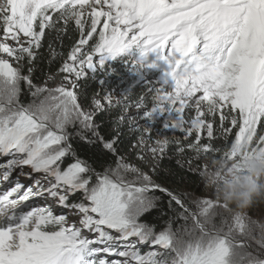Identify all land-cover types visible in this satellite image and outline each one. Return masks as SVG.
<instances>
[{
    "label": "snow or ice",
    "instance_id": "snow-or-ice-1",
    "mask_svg": "<svg viewBox=\"0 0 264 264\" xmlns=\"http://www.w3.org/2000/svg\"><path fill=\"white\" fill-rule=\"evenodd\" d=\"M116 61L161 76L89 95ZM245 146L264 154V0H0V264H264V213L158 171L208 188Z\"/></svg>",
    "mask_w": 264,
    "mask_h": 264
},
{
    "label": "trees",
    "instance_id": "trees-1",
    "mask_svg": "<svg viewBox=\"0 0 264 264\" xmlns=\"http://www.w3.org/2000/svg\"><path fill=\"white\" fill-rule=\"evenodd\" d=\"M70 44L71 38H67L65 40V45L68 46ZM100 81H103V83H99ZM145 84L146 83L141 79L139 74L131 72L126 65L116 61L107 70H101L97 73V79L94 82L89 81L85 87L88 89L89 95L93 92L100 91L101 88L108 92H119L120 94L127 92L135 95L144 89ZM131 135V133H125L126 138ZM255 154H253L249 148L245 146L241 149V152L237 153V159L228 160L223 157L209 158L206 161L208 170L204 177L205 182L208 184H211L213 181L219 182L223 179L225 171L233 167V163L235 162L241 163V171H236L238 174H240V172H246L244 165L251 160ZM158 171L163 177H167L166 182L170 187L188 188L193 192L200 190L201 193L204 189H206H201L200 177L193 174L195 171V162H193V171L189 172L187 164H184L183 167L177 164V157H166L159 162ZM234 184L239 185L237 182ZM263 211L264 201L257 200L251 206L249 214L252 218H257ZM149 218L151 219L152 217ZM143 250L147 251L148 249L145 247Z\"/></svg>",
    "mask_w": 264,
    "mask_h": 264
},
{
    "label": "clouds",
    "instance_id": "clouds-1",
    "mask_svg": "<svg viewBox=\"0 0 264 264\" xmlns=\"http://www.w3.org/2000/svg\"><path fill=\"white\" fill-rule=\"evenodd\" d=\"M246 172L237 185L231 181L207 184L212 194L239 207L251 206L255 201H264V154L257 152L244 165Z\"/></svg>",
    "mask_w": 264,
    "mask_h": 264
},
{
    "label": "rangeland",
    "instance_id": "rangeland-1",
    "mask_svg": "<svg viewBox=\"0 0 264 264\" xmlns=\"http://www.w3.org/2000/svg\"><path fill=\"white\" fill-rule=\"evenodd\" d=\"M141 76V79L147 83L149 81H156L160 78L161 76V72L159 69H152V70H147L145 71ZM242 172H240V174H238L236 171L235 172H230L229 169H227L225 171V174L223 176V179H221L219 182L217 181H213L211 184H218V183H223L225 181H231L232 183H241L242 182V179H243V174H241ZM202 195H211L212 192L206 188L204 189V191L201 193ZM29 203L33 204V205H38L41 203V201L39 200H32L30 201ZM264 213V211L262 212ZM255 219V218H254Z\"/></svg>",
    "mask_w": 264,
    "mask_h": 264
}]
</instances>
